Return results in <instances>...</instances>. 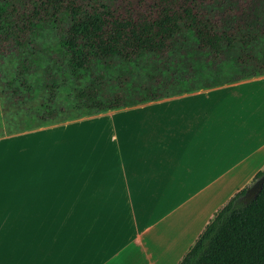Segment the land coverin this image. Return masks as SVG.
Here are the masks:
<instances>
[{"label":"trees","instance_id":"1","mask_svg":"<svg viewBox=\"0 0 264 264\" xmlns=\"http://www.w3.org/2000/svg\"><path fill=\"white\" fill-rule=\"evenodd\" d=\"M49 28L54 49L39 42ZM8 52L15 99L31 96L28 77L43 67L41 121L57 116L56 72L87 78L73 98L84 113L118 109L168 96L171 85L263 75L264 0H0V53ZM263 172L213 212L177 264H264V183L242 197Z\"/></svg>","mask_w":264,"mask_h":264},{"label":"rangeland","instance_id":"2","mask_svg":"<svg viewBox=\"0 0 264 264\" xmlns=\"http://www.w3.org/2000/svg\"><path fill=\"white\" fill-rule=\"evenodd\" d=\"M57 40L50 28L39 38L48 49ZM15 61L13 52L0 53V264H105L130 241L137 245L157 207L175 199L122 189L137 156L132 143L145 137L128 111L144 105L86 114L73 98L87 78L56 72L57 116L43 122V67L28 77L31 96L15 99L6 84ZM202 83L166 91L200 90ZM178 231L173 224L166 237Z\"/></svg>","mask_w":264,"mask_h":264},{"label":"crops","instance_id":"3","mask_svg":"<svg viewBox=\"0 0 264 264\" xmlns=\"http://www.w3.org/2000/svg\"><path fill=\"white\" fill-rule=\"evenodd\" d=\"M138 105L128 112L145 137L132 143L122 189L175 199L105 264H177L213 212L264 168V74ZM176 223L181 231L167 238Z\"/></svg>","mask_w":264,"mask_h":264},{"label":"water","instance_id":"4","mask_svg":"<svg viewBox=\"0 0 264 264\" xmlns=\"http://www.w3.org/2000/svg\"><path fill=\"white\" fill-rule=\"evenodd\" d=\"M264 183V172L259 178H257L243 193V198L245 200L251 199L257 195V191L260 190Z\"/></svg>","mask_w":264,"mask_h":264}]
</instances>
